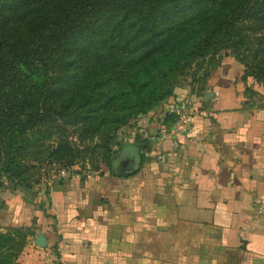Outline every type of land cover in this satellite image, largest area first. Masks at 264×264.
Segmentation results:
<instances>
[{
    "label": "crops",
    "instance_id": "obj_1",
    "mask_svg": "<svg viewBox=\"0 0 264 264\" xmlns=\"http://www.w3.org/2000/svg\"><path fill=\"white\" fill-rule=\"evenodd\" d=\"M243 75L233 62L203 91L179 88L189 130L127 147L129 170L65 177L43 205L8 199L3 227L33 231L17 264H264V91ZM164 106L151 111L153 136Z\"/></svg>",
    "mask_w": 264,
    "mask_h": 264
},
{
    "label": "trees",
    "instance_id": "obj_2",
    "mask_svg": "<svg viewBox=\"0 0 264 264\" xmlns=\"http://www.w3.org/2000/svg\"><path fill=\"white\" fill-rule=\"evenodd\" d=\"M220 48L239 52L247 90L264 91V0H0V171L29 186L58 120L69 153L68 125L103 140L130 109L148 114L175 95L170 76ZM141 136L139 149L156 142ZM13 241L0 231V264L18 263Z\"/></svg>",
    "mask_w": 264,
    "mask_h": 264
},
{
    "label": "rangeland",
    "instance_id": "obj_3",
    "mask_svg": "<svg viewBox=\"0 0 264 264\" xmlns=\"http://www.w3.org/2000/svg\"><path fill=\"white\" fill-rule=\"evenodd\" d=\"M233 62H238L243 66L240 62L239 52L234 48H220L218 52L197 58L184 70L175 72L170 76L165 89L178 92L179 88L186 85L194 91H203L209 86L211 77L222 65ZM163 92L161 91V93ZM138 109V107H134L127 111L126 124L116 131H111L109 136L103 140L102 136L98 135L90 142L83 141L80 125H68L66 135H70V139L76 144L74 152L71 153L65 151L67 149L61 145L60 141L65 132L60 131V129L62 130L60 125L57 126L60 121L58 120L56 126L53 125L55 133L46 141L44 140L41 161L32 162V165L36 167L29 171V175L32 176L29 186L14 185L0 171V214L5 209L8 199L15 197H20L34 205H43L51 187L65 177L103 173L108 170L116 172L118 159L123 150L131 146H137L138 149V145H142L141 131L136 125L138 113L144 108L139 111ZM63 169L67 171L65 177L61 175ZM3 226L0 220V231L12 235L14 239L13 252L18 254L23 247L22 239L29 236V227Z\"/></svg>",
    "mask_w": 264,
    "mask_h": 264
},
{
    "label": "built area",
    "instance_id": "obj_4",
    "mask_svg": "<svg viewBox=\"0 0 264 264\" xmlns=\"http://www.w3.org/2000/svg\"><path fill=\"white\" fill-rule=\"evenodd\" d=\"M168 99L161 104V105L164 104L165 106H164V111L162 113V123L157 135L153 136L150 134L149 131V125L151 122V113L142 114L138 117L136 126L141 131L144 137H148L150 139L155 138L157 141V139L161 137H165L168 134L175 136L178 133L187 132L189 130L194 113L193 104L191 100L187 97H183L176 94L171 96L169 101ZM169 117H173V122L171 126L166 125L167 119ZM147 154L148 153H146V155ZM157 157L159 160H165L164 154L160 153L157 155ZM66 174L67 171L63 169L61 171V175L65 177ZM256 212L259 214L264 212V197L259 198V200L257 201Z\"/></svg>",
    "mask_w": 264,
    "mask_h": 264
},
{
    "label": "flooded vegetation",
    "instance_id": "obj_5",
    "mask_svg": "<svg viewBox=\"0 0 264 264\" xmlns=\"http://www.w3.org/2000/svg\"><path fill=\"white\" fill-rule=\"evenodd\" d=\"M135 162V155L132 152L131 149H126L124 150L119 159H118V163H117V167L120 170H128L130 168H132L133 164Z\"/></svg>",
    "mask_w": 264,
    "mask_h": 264
}]
</instances>
